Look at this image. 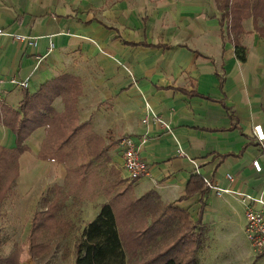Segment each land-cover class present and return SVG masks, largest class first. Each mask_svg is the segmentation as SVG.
I'll use <instances>...</instances> for the list:
<instances>
[{
  "label": "crops",
  "instance_id": "crops-1",
  "mask_svg": "<svg viewBox=\"0 0 264 264\" xmlns=\"http://www.w3.org/2000/svg\"><path fill=\"white\" fill-rule=\"evenodd\" d=\"M221 15L217 0H0V27L35 37L31 43L0 34V147L17 146L15 133L2 119L8 118L7 111L60 74L78 83L71 85L69 97L82 126L74 136L76 155L69 164L41 156L44 125L22 141L16 178L0 207L15 192L18 179L27 181L22 190L29 207L38 201L42 207L32 209L26 235L0 252V258L41 264L68 250L66 238L73 237H66L64 230L53 235L49 225L41 233L33 229L35 214L54 200L62 201L68 182L75 192L60 209L64 217L77 214L86 223L104 201L153 191L156 206L182 210L201 229L204 241L195 264H264V254L250 250L245 237L239 198L219 196L204 186L208 178L218 186L257 195L263 185V174L251 160L264 165L252 132L259 124L264 133V33L248 18L250 24L244 20V30L235 39ZM235 43L245 48L244 60L236 56ZM13 76L28 78L27 88L7 82ZM146 102L171 124V133L155 122L141 123ZM52 107L64 111L60 95ZM144 135L147 140L141 143ZM123 136L135 141L148 168L147 175L132 181L122 166ZM47 169L53 171L50 186L39 179ZM77 172L84 174L67 181ZM201 180L202 187L196 189L195 182ZM93 185L100 188L89 196L77 191ZM139 214L145 218V212ZM122 227L130 253L128 233L143 226ZM136 258L143 257H129L133 264Z\"/></svg>",
  "mask_w": 264,
  "mask_h": 264
},
{
  "label": "trees",
  "instance_id": "trees-1",
  "mask_svg": "<svg viewBox=\"0 0 264 264\" xmlns=\"http://www.w3.org/2000/svg\"><path fill=\"white\" fill-rule=\"evenodd\" d=\"M217 2L221 17L231 22L229 31L235 39L240 35L243 20L248 18L253 20L258 32L264 33V0H217ZM234 48L236 56L244 60L245 48L237 43ZM71 85L77 87L78 83L71 76L60 74L25 98L18 108L7 111L6 120L2 118L15 133L17 146L13 150L0 147V203L16 178V157L23 149L22 141L36 127L44 125L47 128L41 151L42 157L61 158L69 164L71 158L76 155L74 151L77 145L73 139L82 126L76 119L74 98L69 97ZM57 95L61 96L64 103L62 113L56 112L52 107ZM74 174L69 175L67 181H71L73 177L80 178L84 173ZM79 183L82 182L78 181ZM202 185V180L195 182L196 189H200ZM70 187L67 182L65 190L62 189V201L54 200L48 204L45 211L35 214L33 229L41 233L49 225L50 233L53 232V235L64 230L66 237L72 236L74 264H133L132 259H129L130 255L133 259L136 255L143 257L136 258L138 261L135 264H195L196 252L204 241L201 229L196 223L191 222L182 210L171 209L173 207L169 205L156 206L157 197L153 191L139 197L128 195L122 200L114 198L111 202L104 201L98 205L96 215L84 223L83 218L77 214L73 217L66 213V217L59 214L60 209L67 206L64 203L66 198L75 192V188ZM98 188L100 186L95 185L89 187L88 191L79 186L77 191L82 194L84 191L89 196L91 192L96 193ZM140 211L145 212V218L139 214ZM123 225H131L133 228L143 226L140 230L135 229L128 233L133 246L129 250L130 253L123 240ZM32 252L35 254L41 251ZM3 262L17 264V259L0 258V264Z\"/></svg>",
  "mask_w": 264,
  "mask_h": 264
},
{
  "label": "built area",
  "instance_id": "built-area-1",
  "mask_svg": "<svg viewBox=\"0 0 264 264\" xmlns=\"http://www.w3.org/2000/svg\"><path fill=\"white\" fill-rule=\"evenodd\" d=\"M0 34L12 36L14 39H17L22 42H31L35 43V37L29 34H17L13 32H7L0 27ZM128 73L131 74L129 67L127 68ZM4 82L0 78V103L3 102V94L1 90V84ZM11 85H18L21 88H27L28 78L17 79L14 76L7 80ZM145 115L141 119L142 124H146L149 121L159 124L165 132H172V126L170 123L165 121L160 114L158 115L153 109L150 108L149 104L145 103ZM253 135L257 142L259 143V149L264 155V133L262 131L261 125L257 124L252 128ZM141 143H144L147 140L146 135L142 136ZM120 145L122 147V166L126 171V178L128 181L138 179L141 176L147 175L148 168L144 159L138 153V145L135 141L129 136H123L120 139ZM181 152L180 147L177 148ZM194 165L195 162L193 161ZM251 164L254 167L256 172L263 174V185L259 194L254 195L251 193H245L237 190H232L228 186H218L213 180L204 178V186L213 190L217 195L223 194H233L238 197L244 208L245 215V226L244 233L247 237L250 250L264 254V165L260 164L257 158L251 160ZM226 178L232 180L230 174H226Z\"/></svg>",
  "mask_w": 264,
  "mask_h": 264
},
{
  "label": "rangeland",
  "instance_id": "rangeland-1",
  "mask_svg": "<svg viewBox=\"0 0 264 264\" xmlns=\"http://www.w3.org/2000/svg\"><path fill=\"white\" fill-rule=\"evenodd\" d=\"M244 20H246L245 24L247 25L250 24L249 20L247 19H244ZM230 23L231 22L229 21L228 24ZM243 30H244V27L242 25V29L239 34H241ZM127 68L128 67H124L126 71H127ZM47 170L48 172H43L39 179L41 180V182L45 181V186H50L51 183L53 182V179L51 176L53 171H50L49 169ZM55 173H57V171ZM59 175L57 176V178L59 177ZM110 176H113V174H110ZM23 182L24 184L27 183L26 180L24 181H21L19 179L16 180L15 185H14V187H16L15 192L10 197H7V199L3 201L2 206L0 207V239L2 241V246L0 247L1 253L7 252L9 249H11L12 242L17 241L18 239L26 235L28 231L27 230V220L30 216L29 214L31 213L33 208L42 207V203L40 201H38L37 206L29 207L28 198L24 199L25 197H24V193L22 190V185H24ZM43 193H46V187L44 191H42L39 194V197L42 196ZM97 209H98V206H97ZM97 209H95V212L93 210L91 211L94 214L90 218H88L89 220L87 219L88 221H90L96 215ZM85 213H87L86 215H88L89 214L88 210ZM83 221L85 222L84 218H83ZM73 241H74L73 238L72 239L66 238V243L67 245H69L66 253L57 251L51 255L48 262L46 263L41 262V264H74V257L72 255V251L70 250V247H72V245L74 244ZM62 254H64L65 257Z\"/></svg>",
  "mask_w": 264,
  "mask_h": 264
}]
</instances>
